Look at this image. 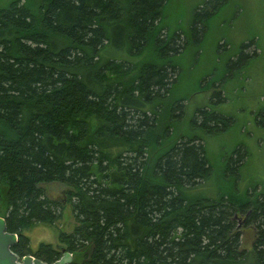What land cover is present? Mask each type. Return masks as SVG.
I'll return each instance as SVG.
<instances>
[{
    "label": "trees",
    "instance_id": "16d2710c",
    "mask_svg": "<svg viewBox=\"0 0 264 264\" xmlns=\"http://www.w3.org/2000/svg\"><path fill=\"white\" fill-rule=\"evenodd\" d=\"M165 1L12 0L0 9V218L18 259L60 257L49 244L31 251L23 233L60 218L42 188L58 184L74 221L57 233L69 264H264L263 197L190 194L211 169L201 137L173 132L187 99L171 100L177 29L163 21ZM208 16L194 9L186 45ZM194 115L206 136L231 122L211 109ZM235 215L254 224L249 249Z\"/></svg>",
    "mask_w": 264,
    "mask_h": 264
},
{
    "label": "rangeland",
    "instance_id": "374dc122",
    "mask_svg": "<svg viewBox=\"0 0 264 264\" xmlns=\"http://www.w3.org/2000/svg\"><path fill=\"white\" fill-rule=\"evenodd\" d=\"M10 1L0 0V9ZM196 7L210 16L186 45L190 39L186 30ZM162 18L168 28L177 29L173 46L178 54L171 59L179 69L178 76H170L171 100L187 99L173 132L185 138L201 137L211 169L209 178L190 194L217 200L229 192L250 203L264 198V0H166ZM161 37L165 38L164 32ZM244 44L250 45L239 53ZM243 54L251 56L245 64L239 59ZM143 58L154 61L155 57L146 51ZM210 73L214 74L211 80ZM202 108L230 119V125L206 136L191 125L195 112ZM236 152L240 164H236ZM42 188L63 209L52 225L34 224L23 232L31 251L41 243L56 249L57 233H70L74 226L70 206L64 203L65 188L58 184ZM247 218L235 215L245 249L251 248L254 237V224Z\"/></svg>",
    "mask_w": 264,
    "mask_h": 264
},
{
    "label": "water",
    "instance_id": "95a60500",
    "mask_svg": "<svg viewBox=\"0 0 264 264\" xmlns=\"http://www.w3.org/2000/svg\"><path fill=\"white\" fill-rule=\"evenodd\" d=\"M17 238L14 234L6 232L4 220L0 218V264H46L40 262L28 255L18 257L10 251V248L16 243ZM61 255L51 264H69L71 256L60 246L56 247Z\"/></svg>",
    "mask_w": 264,
    "mask_h": 264
}]
</instances>
